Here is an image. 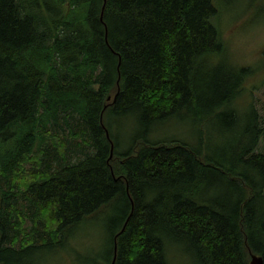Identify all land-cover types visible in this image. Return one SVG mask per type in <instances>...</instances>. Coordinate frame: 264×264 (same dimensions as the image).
Masks as SVG:
<instances>
[{"label": "trees", "instance_id": "16d2710c", "mask_svg": "<svg viewBox=\"0 0 264 264\" xmlns=\"http://www.w3.org/2000/svg\"><path fill=\"white\" fill-rule=\"evenodd\" d=\"M235 1L0 0V264L55 254L115 202L102 264H168V242L195 264H264V126L251 100L238 128L235 107L252 71L214 74ZM182 110L229 142L135 139L119 154L104 119L149 128Z\"/></svg>", "mask_w": 264, "mask_h": 264}, {"label": "rangeland", "instance_id": "374dc122", "mask_svg": "<svg viewBox=\"0 0 264 264\" xmlns=\"http://www.w3.org/2000/svg\"><path fill=\"white\" fill-rule=\"evenodd\" d=\"M231 8L222 12L220 28L224 40L226 62L219 60L215 64L216 78L229 80L235 67H249L251 76L245 82L243 95L236 106L238 128L246 124L247 111L244 104L251 100L264 126V2L263 0H236ZM226 54V55H225ZM229 63V64H228ZM223 80H220V84ZM224 83H227L224 81ZM251 89V93L249 92ZM111 135L117 143V153L125 154L133 140L145 139L149 142L178 139L197 146L203 144L208 151L222 147L229 137L220 133L214 119L200 125L185 110L172 117L157 121L149 128L140 125L134 113L124 115L113 112L104 116ZM203 131V133H202ZM203 137V138H202ZM202 139V140H201ZM259 146L264 147V137ZM112 208L106 206L95 217L69 228L65 242L56 250L42 247L37 255L36 264H102L108 254L114 225V212L122 206L115 202ZM116 207V208H115ZM114 220V221H113ZM168 264H195L183 244H166ZM47 258V259H46Z\"/></svg>", "mask_w": 264, "mask_h": 264}, {"label": "water", "instance_id": "95a60500", "mask_svg": "<svg viewBox=\"0 0 264 264\" xmlns=\"http://www.w3.org/2000/svg\"><path fill=\"white\" fill-rule=\"evenodd\" d=\"M248 264H263L262 256L256 254H250V259Z\"/></svg>", "mask_w": 264, "mask_h": 264}]
</instances>
